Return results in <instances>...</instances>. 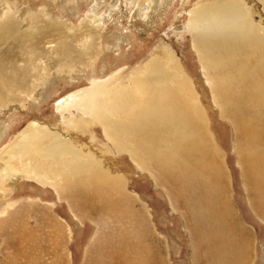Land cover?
Returning a JSON list of instances; mask_svg holds the SVG:
<instances>
[{
	"label": "rangeland",
	"instance_id": "rangeland-1",
	"mask_svg": "<svg viewBox=\"0 0 264 264\" xmlns=\"http://www.w3.org/2000/svg\"><path fill=\"white\" fill-rule=\"evenodd\" d=\"M207 1L0 0V27L13 29V39L0 44V158L36 122L92 156L123 186L119 193L87 183L76 193L75 180L4 178L0 264H236L244 246L248 251L239 264H264V205L244 165L245 125L216 101L213 71L203 70L188 26ZM241 4L264 28V0ZM166 49L190 82L223 161L231 204L227 225L200 212L205 201L198 206L189 200L176 170L158 175L118 153L90 117L92 94L76 115L86 124L82 133L65 125L71 113L60 106L63 98L96 91V84L118 92L153 57L165 59ZM8 159L0 162V179Z\"/></svg>",
	"mask_w": 264,
	"mask_h": 264
},
{
	"label": "bare ground",
	"instance_id": "bare-ground-1",
	"mask_svg": "<svg viewBox=\"0 0 264 264\" xmlns=\"http://www.w3.org/2000/svg\"><path fill=\"white\" fill-rule=\"evenodd\" d=\"M250 11L241 0H208L191 14L188 26L197 37L194 47L203 70L213 71L216 101L232 119L243 120L242 138L247 141L242 160L262 194L264 205V28L252 19ZM12 39L13 29L2 25L0 44ZM180 68L177 59L167 51L165 59L153 57L137 69L118 92L101 90V84H96L98 91L90 88L70 94L60 103L62 109L71 113L65 125L83 131L86 124L82 125L76 115L85 111L86 99L92 94L90 117L117 152L129 154L141 170H147L144 165L154 168L158 175L176 170L181 190L189 200L198 206L199 200L205 201L200 212L220 219L218 223L224 226L231 205L226 198L225 168L202 107ZM46 129L31 123L5 151L0 162L5 155L10 159L1 171L0 187L4 178L23 175L46 184L75 180L76 193L84 192L80 188L87 183H104L114 192L123 191L121 180L104 172L92 156H85L71 141ZM109 207L119 212L117 204L111 203ZM247 251V246L239 251L241 258L236 264Z\"/></svg>",
	"mask_w": 264,
	"mask_h": 264
}]
</instances>
